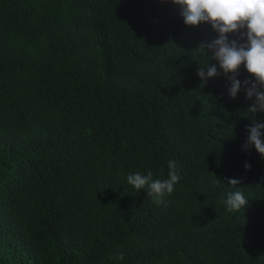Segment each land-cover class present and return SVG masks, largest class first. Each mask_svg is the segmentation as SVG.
Returning a JSON list of instances; mask_svg holds the SVG:
<instances>
[{"label":"trees","instance_id":"trees-1","mask_svg":"<svg viewBox=\"0 0 264 264\" xmlns=\"http://www.w3.org/2000/svg\"><path fill=\"white\" fill-rule=\"evenodd\" d=\"M218 35L172 0H0V264H264V111L200 47ZM170 160L163 203L128 184Z\"/></svg>","mask_w":264,"mask_h":264},{"label":"clouds","instance_id":"clouds-1","mask_svg":"<svg viewBox=\"0 0 264 264\" xmlns=\"http://www.w3.org/2000/svg\"><path fill=\"white\" fill-rule=\"evenodd\" d=\"M181 8V15L186 25L196 26L201 22L210 23L218 32V38L211 43L202 44L200 47L212 50L214 58L219 62L220 68L225 74L232 73L229 77L231 87L229 94L235 98L241 88V81L236 79V74L243 64L247 71L255 77L256 83L246 88L248 98L256 97V102L249 108L251 113L264 111V91L258 90L264 86V0H172ZM246 29L241 36H246V43H238L237 40L229 41L227 34ZM207 66V65H206ZM198 69V75L206 83L207 78L218 75L216 65ZM248 81H244L248 85ZM264 123H255L249 126V135L244 145H254L258 153L264 157V139H262ZM170 169L168 179L153 180L152 173L141 175L139 172L127 176L128 184L138 192L141 189L147 191V196L153 198L156 204L163 203L165 194H171L174 185L180 180L175 160L168 162ZM246 169L250 168L245 164ZM238 179H230V185H238ZM228 211H238L248 203L244 195L236 191L228 195L225 201ZM119 259H123L121 254Z\"/></svg>","mask_w":264,"mask_h":264}]
</instances>
